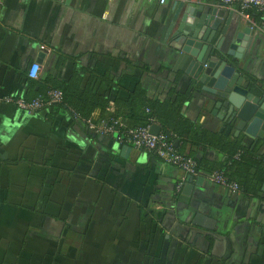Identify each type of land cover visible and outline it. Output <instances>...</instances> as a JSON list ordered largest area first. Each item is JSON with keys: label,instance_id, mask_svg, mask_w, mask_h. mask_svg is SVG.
<instances>
[{"label": "crops", "instance_id": "crops-1", "mask_svg": "<svg viewBox=\"0 0 264 264\" xmlns=\"http://www.w3.org/2000/svg\"><path fill=\"white\" fill-rule=\"evenodd\" d=\"M188 1L0 0V264H264V190L232 195L201 175L184 193L177 166L91 133L65 106L1 100H31L37 62L42 84L78 87L95 117L141 126L151 106L176 110L177 146L208 168L226 170L237 138L264 158L259 128L224 127L227 109L176 66L167 31ZM253 14L235 12L232 27L251 28L240 65L264 98V17ZM197 213L215 229L195 225Z\"/></svg>", "mask_w": 264, "mask_h": 264}, {"label": "water", "instance_id": "water-1", "mask_svg": "<svg viewBox=\"0 0 264 264\" xmlns=\"http://www.w3.org/2000/svg\"><path fill=\"white\" fill-rule=\"evenodd\" d=\"M197 3L194 0L180 2L178 16L174 17L167 31V36L174 38L171 46L176 50V66L195 81L194 87L201 85V90L207 92L210 98L218 99L227 109L224 127L237 121L250 128L257 126V143L260 138L264 139V98L260 96L257 84L242 75L240 65L250 40L247 32L251 28L245 29V32L234 30V11L221 5ZM179 11L182 13L179 14ZM176 21L178 26L174 28ZM161 130V125L157 123L152 124L150 129L155 135ZM122 149L129 150L131 147L125 145ZM194 178H187L184 193H192ZM204 179V176H198L197 184ZM193 223L214 230L217 221L197 213Z\"/></svg>", "mask_w": 264, "mask_h": 264}, {"label": "built area", "instance_id": "built-area-1", "mask_svg": "<svg viewBox=\"0 0 264 264\" xmlns=\"http://www.w3.org/2000/svg\"><path fill=\"white\" fill-rule=\"evenodd\" d=\"M152 1V0H150ZM161 4L167 3L169 0H158ZM217 5L226 7L231 11H235L247 20H251L253 11L262 14L264 17V0H214ZM41 65L34 62L29 69V77L31 79H39L41 74ZM64 93L60 89H51L47 93V97H36L31 100L24 97L6 96L1 98L6 103L14 104L19 109L34 113L39 112L47 106L61 103ZM149 111V110H148ZM76 119L81 120L87 126V129L96 135H106L119 138L121 142L128 143L133 147L152 152L162 158L165 162L177 166L183 176L181 184L187 180L189 176H200L201 171L198 169V161L196 158L180 151L176 144L175 134H165L161 131L158 135L151 133L150 129L154 123L153 118L150 122L141 126H129L123 118H89L84 119L78 113L73 112ZM211 182L226 190L232 195L241 193L240 184L229 178L223 171L213 170L205 175ZM181 184L178 190L181 189Z\"/></svg>", "mask_w": 264, "mask_h": 264}, {"label": "trees", "instance_id": "trees-1", "mask_svg": "<svg viewBox=\"0 0 264 264\" xmlns=\"http://www.w3.org/2000/svg\"><path fill=\"white\" fill-rule=\"evenodd\" d=\"M253 13L254 11L251 14L254 15ZM32 84V98L30 99L39 96L46 98L49 90L54 88L60 89L64 93V98L61 103H58V105L65 106L72 113H78L84 119L104 118L103 116L95 117L93 110L97 108L99 104L96 102L87 101L85 93L82 92L78 87L71 88L63 84H51L50 82H45L42 84V81L38 79H32ZM151 107L153 108L154 112L153 114H148L146 122L142 125L148 124L150 118L154 116L161 123L165 124V134L169 135L170 132H172L171 134L177 135L176 131L180 132L179 127L170 128V124H175L176 126H178L174 119L176 110L172 112V110L167 109V105L160 106V109L156 106ZM185 128L181 130L183 134H186L187 129L189 132L190 126L187 125V127ZM228 152V159L226 160L225 165H223L224 167H226V170L225 168L221 167L222 169H224L223 172L229 178L237 181L240 184L242 191L244 190V192L251 193L254 195L263 192L264 158L256 157L254 150H250L243 147L239 138L234 140V142L229 143ZM192 157L197 159L199 164L198 169L204 176L213 170L222 171L218 166L216 168L215 166H213L212 168H208L206 164L199 158H197L196 156Z\"/></svg>", "mask_w": 264, "mask_h": 264}]
</instances>
